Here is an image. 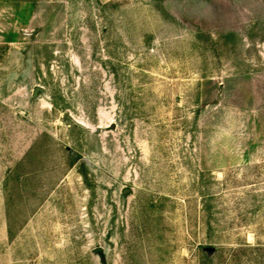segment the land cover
I'll return each instance as SVG.
<instances>
[{
  "label": "rangeland",
  "instance_id": "1",
  "mask_svg": "<svg viewBox=\"0 0 264 264\" xmlns=\"http://www.w3.org/2000/svg\"><path fill=\"white\" fill-rule=\"evenodd\" d=\"M0 264H264V0H0Z\"/></svg>",
  "mask_w": 264,
  "mask_h": 264
}]
</instances>
